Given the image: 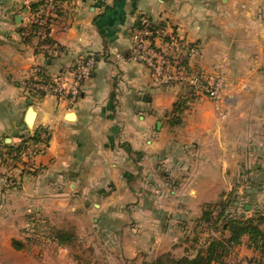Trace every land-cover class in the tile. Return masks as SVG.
<instances>
[{
  "label": "crops",
  "instance_id": "0c3cea01",
  "mask_svg": "<svg viewBox=\"0 0 264 264\" xmlns=\"http://www.w3.org/2000/svg\"><path fill=\"white\" fill-rule=\"evenodd\" d=\"M41 1L0 0V147L49 133L38 170L17 172L15 185L0 162V264H39L23 256L36 216L53 233L96 235L102 262L151 264L184 247L187 221L207 206L240 216L244 202L264 212V0H67L50 27L56 52L46 56L22 34ZM142 21L170 22L203 45L188 58L194 70L226 66L220 110L208 97L185 100L183 87L154 84L130 59ZM89 53L98 64L75 105L25 95L34 64L56 73ZM234 251L257 256L246 244Z\"/></svg>",
  "mask_w": 264,
  "mask_h": 264
},
{
  "label": "built area",
  "instance_id": "2783aa9c",
  "mask_svg": "<svg viewBox=\"0 0 264 264\" xmlns=\"http://www.w3.org/2000/svg\"><path fill=\"white\" fill-rule=\"evenodd\" d=\"M66 3L67 0H43L37 12L31 10L29 24L22 34L24 38L36 41L35 48L39 54L46 56L56 52L57 46L50 38V27ZM34 24L39 26L38 30L32 29ZM131 42L130 59L149 69L154 84L183 87L186 90L183 97L185 100L208 97L215 101L220 110L227 84L226 66L220 64L209 73L194 70L188 58L200 56L203 45L190 40L180 26L170 22L155 24L142 21L132 29ZM97 64L95 53L80 57L75 63L56 73H50L44 65L34 64L25 73L21 86L30 99L55 98L75 105L82 94L84 83L92 77ZM220 112L225 117L223 111ZM48 146L49 133L38 129L9 150L0 147V155H5V160L1 158V161L7 165V185L17 183V172L22 175L35 173L39 168V158ZM219 210L220 208L215 211L214 216ZM27 237L30 241L36 240Z\"/></svg>",
  "mask_w": 264,
  "mask_h": 264
},
{
  "label": "rangeland",
  "instance_id": "374dc122",
  "mask_svg": "<svg viewBox=\"0 0 264 264\" xmlns=\"http://www.w3.org/2000/svg\"><path fill=\"white\" fill-rule=\"evenodd\" d=\"M200 56H202V54ZM200 56H193V57H200ZM0 162H1V167H4L3 165L4 161L0 160ZM243 203L244 202L237 205V208L239 211H241L240 215L244 214L245 218L255 213L262 212L261 210L254 211V209L252 210L251 208H250V211H245V207ZM222 207L224 206L221 204H216L217 209L219 208L222 209ZM34 211L36 212V210ZM218 215L219 214H217V216ZM197 220L187 221L186 223L189 231H187L186 233L187 235H183L184 247H180L177 250V253L175 252L176 254H174L173 251H167L165 253L160 254L159 256L164 255L166 253H171L172 255L177 256V257H183L184 255L194 256L198 252V250L200 249L206 250L211 244L213 236L209 235L210 233H208L207 230H205L206 226L202 224L199 225ZM31 222H32V225H35L33 227L35 229L27 231L28 233H26L27 234L26 238L28 239L27 236H30L33 238V240L34 239L36 240L34 241L27 240V243L29 246L28 251H27L28 254L27 255L23 254V256L26 257L30 255L39 264H67V262L69 264H74L73 263L74 261L75 263L80 262L78 264H108V263L100 261V259H97L96 257V253H95L96 246H93V244L94 242H98V239H97L98 237L96 235H93V233L90 236L89 234L88 235L79 234L80 232H83L84 230H81V231L79 230V233H77L76 231L77 227L76 228L72 227L74 229H71V227L69 228L68 226L64 228L66 230V232H64L65 239L63 242H61L58 237L52 234L53 230L51 228H48V226L50 225H48L49 224L48 221H46L44 218L40 216L39 217L36 216V218L31 220ZM78 223L82 225L81 220ZM222 227L223 226H221V229ZM30 228H32V226ZM179 229L182 230L184 228L179 227ZM70 230H73V233H71ZM211 230H212L211 233H215V232L217 233V231L213 229ZM221 237L222 236L217 237V238L221 239ZM247 240L248 239L245 238L244 242H246ZM177 244L180 245V242L177 241ZM62 246L66 247L67 249H64ZM234 249H232L230 253L227 256H225V258H223L224 260L222 259L221 262H216L214 264H225V263L226 264H264V255H262V253H259V251H256L253 248H251L252 251L257 253V256L254 259H249L248 257L237 255ZM257 258L259 259V261H256ZM131 262L132 261L126 260L121 264H131ZM132 264H135V263H132Z\"/></svg>",
  "mask_w": 264,
  "mask_h": 264
},
{
  "label": "trees",
  "instance_id": "16d2710c",
  "mask_svg": "<svg viewBox=\"0 0 264 264\" xmlns=\"http://www.w3.org/2000/svg\"><path fill=\"white\" fill-rule=\"evenodd\" d=\"M42 3L43 1L33 4L31 10L37 12ZM32 29L38 30L39 26L34 24ZM216 210V207L213 208L212 205L207 206L197 221L199 225L206 226L208 230L220 231L221 239L212 235L213 239L209 247L206 250H198L194 256L177 257L166 253L156 258L151 264H214L221 262L232 249L241 244H246L264 255V212L255 213L245 218L244 214L240 216L227 214V209L222 207L219 210V215L214 217ZM221 226H223L222 229ZM52 234L58 237L61 242L65 239L64 232L56 231ZM245 238L248 239L246 242H244Z\"/></svg>",
  "mask_w": 264,
  "mask_h": 264
},
{
  "label": "water",
  "instance_id": "95a60500",
  "mask_svg": "<svg viewBox=\"0 0 264 264\" xmlns=\"http://www.w3.org/2000/svg\"><path fill=\"white\" fill-rule=\"evenodd\" d=\"M36 114H37L36 110L33 108V106H31L28 112V117L25 125H28L29 127H33ZM70 115L73 116V113ZM248 208H250V206H248Z\"/></svg>",
  "mask_w": 264,
  "mask_h": 264
}]
</instances>
